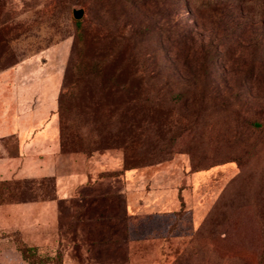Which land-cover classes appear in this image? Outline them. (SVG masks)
<instances>
[{
	"label": "rangeland",
	"instance_id": "obj_1",
	"mask_svg": "<svg viewBox=\"0 0 264 264\" xmlns=\"http://www.w3.org/2000/svg\"><path fill=\"white\" fill-rule=\"evenodd\" d=\"M215 1L205 8L204 0H145L107 10L99 0H13L16 28L7 45L0 41V156L16 155L36 132L54 133L60 144L63 122L83 143L73 144L76 151L60 145L61 153L112 151L123 166L142 170L143 184L178 192L176 211L122 215L110 237L132 247L113 264H264V19ZM79 7L87 30H123L113 44L131 35L137 67L156 78L146 97L158 100L164 116L143 117L161 125L140 120L125 130L131 137L121 147L84 151L98 134L94 118L60 116L77 31L72 9ZM179 34L181 42H167ZM206 48L209 60L201 64ZM152 152L164 153L147 157ZM5 191L30 201L52 196L54 184L0 180Z\"/></svg>",
	"mask_w": 264,
	"mask_h": 264
},
{
	"label": "crops",
	"instance_id": "obj_2",
	"mask_svg": "<svg viewBox=\"0 0 264 264\" xmlns=\"http://www.w3.org/2000/svg\"><path fill=\"white\" fill-rule=\"evenodd\" d=\"M35 134L0 156V180L52 178L54 193L0 204V264H113L132 247L110 237L122 215L181 207L175 188L143 184L142 170L124 168L116 153L66 155L54 133Z\"/></svg>",
	"mask_w": 264,
	"mask_h": 264
},
{
	"label": "trees",
	"instance_id": "obj_3",
	"mask_svg": "<svg viewBox=\"0 0 264 264\" xmlns=\"http://www.w3.org/2000/svg\"><path fill=\"white\" fill-rule=\"evenodd\" d=\"M109 1L99 0L100 7L112 10V8L121 6L133 7L145 2V0H117L118 2L112 4ZM234 3L246 7L247 13L252 17L264 19V0H230L223 5ZM218 5L219 2L215 0H204L203 4L205 8ZM13 10V0H0V41L5 45L11 39V33L16 28L10 25L13 21ZM75 24L77 31L64 72L63 89L59 95L61 119L63 118L66 122L67 118L64 116H72V114L94 118L92 121L98 134L92 143H87L84 151L92 152L99 149L121 147V143H128L129 137H131L124 134L125 130L137 126L140 120L147 121L143 116H164L158 100L151 101L149 96L146 97L149 88H151L148 85H151V81L156 78L154 75L146 77L143 70L137 67L136 55L133 54L132 48V46H136L132 42L134 39L131 35L124 36L116 44H113L111 36L121 35L123 30L110 32L107 28L103 29L98 26L96 30H87L82 19L75 20ZM132 33L137 34L136 31ZM181 36L183 35L179 34V38L177 36L169 38L167 42L171 44L173 39H177L179 43L183 38ZM129 40L130 45L128 44ZM201 53V57L196 61L203 64L209 60L208 49H204V52ZM260 73L262 74V71ZM158 91L159 89L156 93ZM147 123L155 128L161 125L156 118L148 120ZM60 128L61 148L68 147L71 151H76L77 147H74L73 144H82L81 138L66 131L63 122H61ZM163 153L152 152L147 157H161ZM133 158L131 154V159ZM126 163L129 164L128 158ZM124 168L135 167L124 165ZM12 197L9 191L0 192V204L25 201L15 200ZM26 249L21 248L22 254L23 257L29 258L31 254L29 252L28 254ZM28 250L30 251V249ZM262 255H264V251L261 253Z\"/></svg>",
	"mask_w": 264,
	"mask_h": 264
},
{
	"label": "water",
	"instance_id": "obj_4",
	"mask_svg": "<svg viewBox=\"0 0 264 264\" xmlns=\"http://www.w3.org/2000/svg\"><path fill=\"white\" fill-rule=\"evenodd\" d=\"M72 15L76 20H79L84 16V9L82 7L73 8Z\"/></svg>",
	"mask_w": 264,
	"mask_h": 264
}]
</instances>
